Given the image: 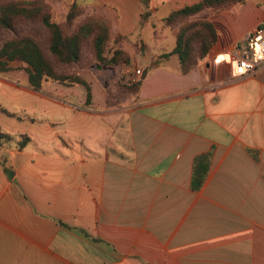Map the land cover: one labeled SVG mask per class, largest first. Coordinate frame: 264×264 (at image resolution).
<instances>
[{
  "label": "crops",
  "instance_id": "1",
  "mask_svg": "<svg viewBox=\"0 0 264 264\" xmlns=\"http://www.w3.org/2000/svg\"><path fill=\"white\" fill-rule=\"evenodd\" d=\"M72 1L76 19L106 20L130 60L82 68L88 102L81 83L36 89L23 71L0 74L12 122L0 127L29 137L0 144V264H264V62L234 74L224 58L264 23V0L210 8L216 38L192 68L170 53L111 104L118 72L170 51L176 26L163 17L196 0H147L142 21V0Z\"/></svg>",
  "mask_w": 264,
  "mask_h": 264
},
{
  "label": "trees",
  "instance_id": "2",
  "mask_svg": "<svg viewBox=\"0 0 264 264\" xmlns=\"http://www.w3.org/2000/svg\"><path fill=\"white\" fill-rule=\"evenodd\" d=\"M243 0H196L172 9L163 22L176 26L175 42L168 52L151 55L148 64L140 69L137 80L126 82L123 74L116 86L109 88L106 104L119 101L125 94H134L139 78L170 53L176 54L179 68L185 72L202 58L216 38L213 22L208 18L210 8ZM139 20L148 14L147 0H142ZM80 6L72 1L63 22L51 19L44 0H0V74L11 69L9 61L23 63L26 83L39 88L42 80L50 78L60 83H81L85 87V102L90 93L87 82L79 71L84 67L83 45L90 44V60L101 67H115L128 63L129 54L116 45L119 36H110L106 20L98 14L76 19ZM73 24L71 29L68 26ZM89 60V61H90ZM29 137L24 132L12 134L0 127V144L22 147ZM208 152L193 158L191 185L196 188L207 168ZM149 264V263H146Z\"/></svg>",
  "mask_w": 264,
  "mask_h": 264
},
{
  "label": "built area",
  "instance_id": "3",
  "mask_svg": "<svg viewBox=\"0 0 264 264\" xmlns=\"http://www.w3.org/2000/svg\"><path fill=\"white\" fill-rule=\"evenodd\" d=\"M243 38L244 43L224 57L234 74L251 72L264 62V23L247 30ZM139 74L140 68L134 67L130 73H126L124 80L133 82Z\"/></svg>",
  "mask_w": 264,
  "mask_h": 264
},
{
  "label": "rangeland",
  "instance_id": "4",
  "mask_svg": "<svg viewBox=\"0 0 264 264\" xmlns=\"http://www.w3.org/2000/svg\"><path fill=\"white\" fill-rule=\"evenodd\" d=\"M49 1H51V2H54L55 0H49ZM44 3H45V5H46V7H47V9L49 10V12H50V16H51V13H52V9L53 10H55L56 11V13H57V16H60V14H61V12H62V8L63 9H65V8H68V6H69V4H70V2L68 3V2H66V0H63L62 1V3L61 2H56V4H57V6H54V8H53V4H51V3H49L48 2V0L47 1H45L44 0ZM68 3V4H67ZM66 5H67V7H66ZM67 10V9H66ZM66 12V11H65ZM52 19V18H51ZM53 20V19H52ZM63 20H64V18H63ZM63 20L61 21V23L63 22ZM72 26H73V24H70L69 26H68V29H71L72 28ZM243 43H244V41H243ZM82 60L85 62V65H84V67L83 68H87L88 66H89V64L90 63H96V64H98L95 60H90V44H89V42L87 41V42H85L84 43V45H83V58H82ZM90 60V61H89ZM9 64L11 65V69H9L7 72H10V70H12V71H17V73L18 72H20V71H23V63H21L20 61H17V60H11V61H9ZM99 65V64H98ZM89 68H93V67H89ZM11 71V72H12ZM23 73H24V71H23ZM19 74V73H18ZM123 74H124V72H118V75H121V78H122V76H123ZM3 91L4 90H1L0 91V94L2 95L3 94ZM20 102H18V104H19ZM9 122H11V119H9L8 117H4V116H2V115H0V123H2V125H11V123H9ZM19 124H22V122L21 121H16L15 122V125H19ZM15 135V134H14ZM3 147H12V146H8V145H5V144H1Z\"/></svg>",
  "mask_w": 264,
  "mask_h": 264
}]
</instances>
